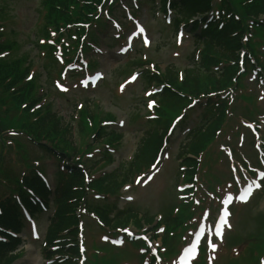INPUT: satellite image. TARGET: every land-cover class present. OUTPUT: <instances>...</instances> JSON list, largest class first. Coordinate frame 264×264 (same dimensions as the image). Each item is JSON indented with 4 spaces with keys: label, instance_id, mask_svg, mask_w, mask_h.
Returning <instances> with one entry per match:
<instances>
[{
    "label": "rangeland",
    "instance_id": "rangeland-1",
    "mask_svg": "<svg viewBox=\"0 0 264 264\" xmlns=\"http://www.w3.org/2000/svg\"><path fill=\"white\" fill-rule=\"evenodd\" d=\"M42 0H13L12 3L5 4L7 9L5 10L8 13V21L5 27V33L9 35L12 40L16 41L18 44H20V48L13 51L12 55L10 56V59L8 60H14L17 59L16 57H19L20 55L26 54V60L29 58L31 60L40 59L37 50L34 46V37L41 33L40 31V19L37 17V7L40 6V2ZM126 1L119 2L118 5L120 6L122 3H125ZM133 3V0H128L127 4L130 5ZM151 3H145L142 2L141 5L138 6V10L135 9V13L138 15V19L144 23L147 24V28L149 31V34H146L147 42L142 43L141 41L138 42V40L135 41L132 49L128 51L126 55H118L117 53L121 50V48H114L113 52H107L104 49V44L107 40V38H110L118 32L114 29H105L102 38L103 40L98 41V47L102 48V54H98L100 56H96V61L98 63L97 69L102 70L105 73V79L102 80L95 90H81L78 86L77 79L70 80L68 79L66 82L67 90L75 92L73 96L79 98V97H85V98H95L100 100L102 104H104L105 108L113 110L115 114L117 115L116 124L118 125V121L122 119L124 124H122V130L125 132L124 136V142L119 146L118 149L115 151V156L117 159V162L119 160L126 161L129 159L131 153L133 152L134 146L138 138L141 136L142 129L141 124H130L129 116L133 113H139V110L141 111V99L140 97H135L133 93H137L139 90V81L140 79L134 84L129 85L128 87L122 86L118 88L117 82L121 81V79L116 77L114 73L123 67V64L125 62L131 60L132 58L136 56H141L142 58H148L152 62L155 63L160 68H164L167 64L172 63L177 65L178 67H185L188 63V56L192 49V43L184 36L183 40L179 43L175 42V38L172 35V31L164 24L163 21V15L155 14L153 17L148 20L149 15L146 13V9L148 6H150ZM134 6V5H133ZM41 7V6H40ZM124 10V9H123ZM120 9H117L115 13H119L120 15H123ZM134 13V14H135ZM126 27L124 26L123 29ZM10 29H13L16 33L11 34L9 32ZM132 29V27L129 28V31ZM13 31V32H14ZM126 31H121V33H127ZM119 45V44H118ZM123 48H127L126 43L123 41ZM121 46V44H120ZM117 47V46H116ZM121 53V52H120ZM262 53L264 55V47L262 48ZM89 55V54H87ZM42 57V56H41ZM264 60V57H263ZM42 63L35 61L32 72L36 71L40 73V79L39 81L42 84H45L44 81L45 77V71L44 69H41ZM62 65V64H60ZM117 67V68H116ZM116 68V69H114ZM113 69V70H112ZM69 72L67 73L68 77ZM66 77V79H67ZM252 76H249L246 81H250ZM65 80L62 82L65 83ZM109 82V83H108ZM248 90L257 91V87L253 86L252 84H246ZM46 88V87H45ZM80 90V91H79ZM79 91L80 93L76 92ZM251 91V92H253ZM58 92V91H57ZM56 91H53L50 101H51V107L53 110H57L61 116L67 119L73 112V103L71 102V99L69 97H62L57 93ZM257 95V92H254ZM65 95V94H64ZM95 95V96H94ZM264 93L259 89V107L263 110L264 109ZM66 96V95H65ZM132 112V113H131ZM143 113V112H142ZM198 110L195 109L190 112L189 117L184 122V127L182 129H186L190 125H192L193 120L195 119V116L197 115ZM264 117V116H263ZM261 117V122L264 124V118ZM238 122V118L236 120L231 121V126L227 129V135L230 136L236 129L234 126ZM47 128H51L50 123H48ZM234 125V126H233ZM120 127V126H119ZM181 129V130H182ZM177 130L173 137L171 138V142L169 143L167 149H166V156H164L161 160L162 166L159 173L156 174L155 178L150 181L149 184L146 185L143 182H146L143 178L139 181L137 185H131V187H128V190L125 194H128L129 196L133 197L135 201L132 203H136L140 206V209H150L152 212L157 211L161 206H164L167 203V189L168 187H172L173 179L175 177V173L177 170V162L175 161L176 157V145L179 142V138L182 135L183 131ZM225 140H231L228 137H225ZM100 146V145H97ZM212 149H215V151L218 150V145L214 146ZM236 150L238 151L237 147ZM240 153L243 152V150H239ZM237 153V152H236ZM45 166L44 169L49 172L52 170L53 166V160H45L44 161ZM116 164V163H115ZM228 161L226 160H219L215 167L217 169H220L224 172L228 173ZM227 170V171H226ZM212 176L211 174L207 175L206 177ZM152 179V178H151ZM233 180V178H232ZM228 183H232L229 181ZM143 185V187H142ZM175 188H173V191ZM124 194V196H125ZM113 199V198H111ZM125 202L123 201V196L119 200V205L122 206ZM213 204V203H212ZM138 206V207H139ZM264 209V196H256L254 199V204L252 206V210L248 206H237L234 210V215L231 220L233 229L235 228V231L240 230L239 222L241 220H248L245 223V227L242 224L241 228L244 231L250 230V226L252 225V218L250 215L256 213L259 210ZM150 211V212H151ZM88 221V220H87ZM90 222V221H89ZM87 223V222H86ZM92 224V222H90ZM94 230L96 228H93ZM232 229V230H233ZM243 231V232H244ZM97 232V229H96ZM95 235L97 237L98 234ZM27 230L22 235L23 241L26 244V247L28 249L27 251V257L30 259V257H33L34 259L31 260L32 264H43V260L41 259L38 249L36 247L29 245L30 241L27 237ZM228 234V233H227ZM158 242V241H156ZM28 244V245H27ZM87 245H90V242H87ZM222 247H220L219 252H222ZM109 252L110 261L106 264H129V262H126L127 259L123 258V255L121 254L120 250L118 248H109L107 250ZM129 251L136 253L137 257H140V253L137 251V248L135 249H129ZM137 251V252H136ZM124 260V261H123ZM29 261L28 263H31ZM139 264V262H137ZM220 262L218 261L217 264Z\"/></svg>",
    "mask_w": 264,
    "mask_h": 264
},
{
    "label": "trees",
    "instance_id": "trees-1",
    "mask_svg": "<svg viewBox=\"0 0 264 264\" xmlns=\"http://www.w3.org/2000/svg\"><path fill=\"white\" fill-rule=\"evenodd\" d=\"M80 1L87 2L88 0H43L42 4L45 3V5L48 6V16H52L53 20L56 22L52 25L53 27L57 28L59 23L63 20H67L66 15L64 13H67L69 10V5H75L79 6ZM177 0L172 3V6L176 8L179 15L182 17L181 19L184 20L187 23L188 18L195 16L197 14H201L204 11L208 10L210 8L208 4V0ZM220 4L218 5V8L221 11H224V15L222 16V20L224 21L223 27L218 30L217 27L214 24H210L207 29L202 30L199 37H201L204 45L205 50L215 57H232L235 50H237L241 45V38L244 33L248 31V27L246 22L247 18L251 17H257L259 14H264V0H220ZM82 9V8H81ZM87 9V7H86ZM1 12V11H0ZM234 15L237 16V18L234 17ZM84 16V13L80 11L79 17L82 18ZM79 18V19H80ZM62 19V20H60ZM82 20V19H80ZM177 20L175 21V23ZM63 24V22H62ZM198 26L197 22L194 23V27L196 28ZM10 63V64H8ZM8 63H0V80L5 76H11L13 78V81L9 84V86H15L16 83L22 78L23 73L20 71V67H17V63L8 62ZM231 72L225 71L223 74H221L220 78H216L215 74H207V78L205 82L207 83H199V71L198 69L194 67H190L185 70V75L182 81V88H188L191 92H197L199 90L206 91L207 86L211 85L213 90L220 89L222 86L227 84L229 80ZM175 73L167 69V74L165 78L172 84L175 85ZM216 78V79H215ZM31 86V84H29ZM21 93L23 95L22 90H18L15 93L18 95V93ZM23 96L18 95L15 96L14 101H21ZM175 98L167 96V98H164L165 104L168 105H176L178 100H174ZM50 123L51 128H47V125ZM82 124V123H81ZM217 124V123H216ZM215 124V125H216ZM38 129L37 134L46 133L45 138L48 141H52L57 133L61 132L59 134V138L57 140V143L63 147L69 148L68 137L71 135V129L69 126H67L66 121L64 118L59 117L57 113H51L50 111L46 112V115L41 117L39 123H38ZM214 127L211 126L208 128V132ZM157 133L155 131H152V133L147 134L145 137H143L138 145L137 151L133 156V159L130 163V166L137 167L138 163L141 161H145L152 153L154 148L156 147L158 143V137L156 135ZM206 134H200L199 136L192 137V142L189 143L192 145V150L197 151L198 148L201 147L203 143V139L207 136ZM157 141V142H156ZM77 180H79V176L77 175ZM70 190L67 192L63 189V191L60 194V197L58 200L60 207L58 214L55 216V218L51 221V230L58 231L62 230L63 228H67L75 223V218L69 217L64 218L63 214L70 212L73 210V206L76 205L75 203H65L67 202L68 198H71ZM76 197L77 194H74ZM80 197V194L79 196ZM78 203V201H77ZM72 205V206H71ZM121 220L126 221L125 218H120ZM136 221V220H135ZM0 222L3 224H11V221L8 220L5 215L3 217H0ZM70 235H74V232L71 231ZM49 236L52 237L51 232L49 231ZM70 252L72 254H77L75 247H72L70 249Z\"/></svg>",
    "mask_w": 264,
    "mask_h": 264
},
{
    "label": "snow or ice",
    "instance_id": "snow-or-ice-1",
    "mask_svg": "<svg viewBox=\"0 0 264 264\" xmlns=\"http://www.w3.org/2000/svg\"><path fill=\"white\" fill-rule=\"evenodd\" d=\"M259 186V185H258Z\"/></svg>",
    "mask_w": 264,
    "mask_h": 264
}]
</instances>
